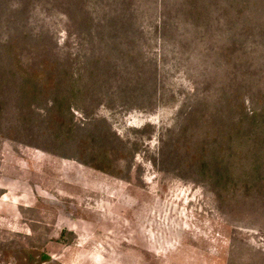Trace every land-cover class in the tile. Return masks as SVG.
I'll return each mask as SVG.
<instances>
[{
	"label": "rangeland",
	"instance_id": "rangeland-1",
	"mask_svg": "<svg viewBox=\"0 0 264 264\" xmlns=\"http://www.w3.org/2000/svg\"><path fill=\"white\" fill-rule=\"evenodd\" d=\"M0 264H264V0H0Z\"/></svg>",
	"mask_w": 264,
	"mask_h": 264
}]
</instances>
